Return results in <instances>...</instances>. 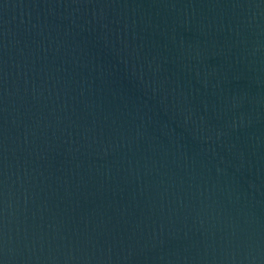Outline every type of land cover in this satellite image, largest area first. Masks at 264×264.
Listing matches in <instances>:
<instances>
[{"label": "water", "instance_id": "obj_1", "mask_svg": "<svg viewBox=\"0 0 264 264\" xmlns=\"http://www.w3.org/2000/svg\"><path fill=\"white\" fill-rule=\"evenodd\" d=\"M0 264H264V0H0Z\"/></svg>", "mask_w": 264, "mask_h": 264}]
</instances>
